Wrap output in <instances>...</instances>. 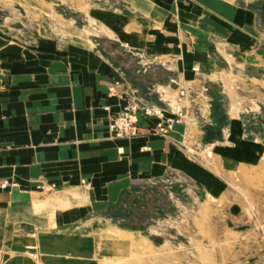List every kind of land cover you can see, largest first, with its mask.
<instances>
[{"label": "crops", "instance_id": "0c3cea01", "mask_svg": "<svg viewBox=\"0 0 264 264\" xmlns=\"http://www.w3.org/2000/svg\"><path fill=\"white\" fill-rule=\"evenodd\" d=\"M105 1L119 8L88 16L89 30L102 33L0 39V250L10 257L17 237L48 245L81 231L104 240L106 257L142 252L145 236L111 214L138 187L160 186L175 204L186 197L201 208L210 196L238 208L242 191H264V18L255 2ZM179 86L192 88L195 115L164 136L158 118L139 114L137 136L112 135L109 121L128 102L166 107ZM189 254L160 264H193Z\"/></svg>", "mask_w": 264, "mask_h": 264}, {"label": "rangeland", "instance_id": "374dc122", "mask_svg": "<svg viewBox=\"0 0 264 264\" xmlns=\"http://www.w3.org/2000/svg\"><path fill=\"white\" fill-rule=\"evenodd\" d=\"M253 1L264 18V0ZM97 7L108 11L119 8L105 0H0V39H24L45 30L67 34L72 33L73 28L85 35L99 33L89 30L88 20L90 11L94 12ZM122 12L130 13L125 9ZM101 40L105 38L101 37ZM185 105L186 114L190 117L192 108L189 100ZM212 116L214 120L223 122L222 115L213 112ZM208 130V141L212 142L216 138L211 129ZM192 152L198 155L195 149ZM213 155V147H209L203 155L209 165H212ZM185 198L177 205L160 186L138 187L125 195L123 205L111 210L112 220L119 226L139 231L149 243L146 248L141 247L142 252L138 253L135 249L129 257L116 254L106 257L104 240H92L88 233L81 231L79 237L58 239L48 245L42 238L17 237L20 244L17 245L16 255L10 257V254L0 250V264H160V257L165 259V263L178 262L185 249L190 253L193 264H264L262 189L252 193L242 191L241 206L238 208L228 206L231 201H224V205L212 196L202 208ZM254 198L260 201L259 207H255ZM169 201L172 202L170 205ZM17 235L24 233L18 232ZM117 235V242L137 246L134 237ZM47 246L52 254L50 258L45 255ZM154 246L166 248L165 255L156 253ZM112 247L109 246V253L117 252L119 245Z\"/></svg>", "mask_w": 264, "mask_h": 264}, {"label": "built area", "instance_id": "2783aa9c", "mask_svg": "<svg viewBox=\"0 0 264 264\" xmlns=\"http://www.w3.org/2000/svg\"><path fill=\"white\" fill-rule=\"evenodd\" d=\"M191 87H178V95L172 99H166V107L157 104L140 105L130 101L117 111L109 121V129L116 138H132L138 135V118L142 114L145 119L152 117L160 121L156 124V131L164 135L176 122H180L186 117V101L191 103L194 115L199 112V106L195 103ZM188 99V100H187ZM169 112L174 117L165 118V113Z\"/></svg>", "mask_w": 264, "mask_h": 264}, {"label": "bare ground", "instance_id": "6f19581e", "mask_svg": "<svg viewBox=\"0 0 264 264\" xmlns=\"http://www.w3.org/2000/svg\"><path fill=\"white\" fill-rule=\"evenodd\" d=\"M91 24H92V23H91ZM91 27H92V26H91ZM93 27H94V26H93ZM95 27H97V26H95ZM95 27H94V28H95ZM89 28H90V27H89ZM100 28H101V27H100ZM90 31H91V29H90ZM90 31H89V32H90ZM97 32H98V31H97ZM92 33H93V32H92ZM99 33H102V31H101V32L99 31ZM86 34H88V33H86ZM91 35H93V34H91ZM94 35H95V34H94ZM113 35H114V34H113ZM113 37H114V36H113ZM113 37H112V38H113Z\"/></svg>", "mask_w": 264, "mask_h": 264}, {"label": "trees", "instance_id": "16d2710c", "mask_svg": "<svg viewBox=\"0 0 264 264\" xmlns=\"http://www.w3.org/2000/svg\"><path fill=\"white\" fill-rule=\"evenodd\" d=\"M208 131H209V130H208V129H206V132H207V133H208Z\"/></svg>", "mask_w": 264, "mask_h": 264}]
</instances>
